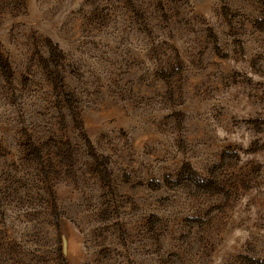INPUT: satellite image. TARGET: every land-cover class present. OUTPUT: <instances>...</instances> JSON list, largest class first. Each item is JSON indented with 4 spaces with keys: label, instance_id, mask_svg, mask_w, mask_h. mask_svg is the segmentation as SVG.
<instances>
[{
    "label": "rangeland",
    "instance_id": "rangeland-1",
    "mask_svg": "<svg viewBox=\"0 0 264 264\" xmlns=\"http://www.w3.org/2000/svg\"><path fill=\"white\" fill-rule=\"evenodd\" d=\"M263 260L264 0H0V264Z\"/></svg>",
    "mask_w": 264,
    "mask_h": 264
},
{
    "label": "trees",
    "instance_id": "trees-1",
    "mask_svg": "<svg viewBox=\"0 0 264 264\" xmlns=\"http://www.w3.org/2000/svg\"><path fill=\"white\" fill-rule=\"evenodd\" d=\"M258 262L261 263V264H262V263L264 264V260H263L262 262H261V261H258Z\"/></svg>",
    "mask_w": 264,
    "mask_h": 264
}]
</instances>
